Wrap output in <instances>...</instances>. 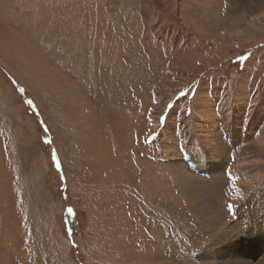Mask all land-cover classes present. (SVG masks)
<instances>
[{
  "label": "rangeland",
  "instance_id": "obj_1",
  "mask_svg": "<svg viewBox=\"0 0 264 264\" xmlns=\"http://www.w3.org/2000/svg\"><path fill=\"white\" fill-rule=\"evenodd\" d=\"M263 200L264 0H0V264H217Z\"/></svg>",
  "mask_w": 264,
  "mask_h": 264
},
{
  "label": "bare ground",
  "instance_id": "obj_2",
  "mask_svg": "<svg viewBox=\"0 0 264 264\" xmlns=\"http://www.w3.org/2000/svg\"><path fill=\"white\" fill-rule=\"evenodd\" d=\"M246 172V171H244ZM219 180V179H218ZM218 188V187H217ZM259 205V220L264 222V200L258 202ZM233 207V206H231ZM230 207V208H231ZM254 208V207H253ZM243 209V208H242ZM244 210V209H243ZM164 212V211H163ZM245 213V212H244ZM256 214V213H255ZM231 215L234 217L236 212L234 210L231 212ZM180 217V216H179ZM236 217V216H235ZM167 219V218H166ZM209 219V218H208ZM230 220V219H229ZM235 220V219H234ZM246 220V219H245ZM247 221V220H246ZM254 222V221H253ZM166 223V222H165ZM160 224V223H159ZM245 224L244 220L238 221V226H243ZM247 228V227H246ZM241 231V230H240ZM257 231V230H256ZM242 232V231H241ZM240 234V233H239ZM247 234V233H246ZM237 235L232 234L231 238L223 241V246H218L216 254L220 255V262L217 264H264V245L257 247L249 255L242 253L240 250V245L238 244ZM252 237V236H251ZM254 237V236H253ZM257 239V238H256ZM249 240V239H248ZM243 241V240H242ZM245 241V239H244ZM256 241V240H255ZM260 241V240H258ZM213 250V251H214ZM217 255V256H218ZM216 264V262H215Z\"/></svg>",
  "mask_w": 264,
  "mask_h": 264
},
{
  "label": "snow or ice",
  "instance_id": "obj_3",
  "mask_svg": "<svg viewBox=\"0 0 264 264\" xmlns=\"http://www.w3.org/2000/svg\"><path fill=\"white\" fill-rule=\"evenodd\" d=\"M241 59H243V58L241 57Z\"/></svg>",
  "mask_w": 264,
  "mask_h": 264
}]
</instances>
